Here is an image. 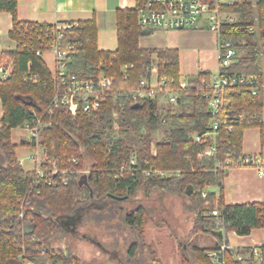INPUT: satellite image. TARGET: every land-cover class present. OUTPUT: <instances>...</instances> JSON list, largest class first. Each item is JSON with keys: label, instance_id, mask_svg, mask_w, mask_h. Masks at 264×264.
<instances>
[{"label": "trees", "instance_id": "1", "mask_svg": "<svg viewBox=\"0 0 264 264\" xmlns=\"http://www.w3.org/2000/svg\"><path fill=\"white\" fill-rule=\"evenodd\" d=\"M137 1L134 7L115 11L114 50L98 48L94 17L68 22L76 25L60 31V45H70L73 50L67 65L70 73L94 77L100 64H104L107 73L115 76L98 110L71 115L61 106L48 112L50 73L45 61L36 55L37 51L46 52L55 40L50 32L53 24L19 20L17 0H0V12L11 15L8 37L15 44L13 48L0 49V67L6 70L0 73V264H78L72 252L52 245L53 238L66 228L62 220L77 215L78 208L86 202L99 204L107 199L120 205L142 189L174 191L188 198L196 230L217 239L202 248L193 244L191 257L182 249V264H214L207 254L225 242L226 232L243 236L264 228V204H226L222 189L229 169L249 166L238 163L244 154V130L258 128L261 146L264 144V0L253 4L237 0L221 7L225 12L238 13L240 19L221 25V37L232 42L236 56L220 72L237 74L246 83L223 89L222 105L215 115L218 127L214 140L218 150L215 156L201 157L198 153L212 142L196 144L191 135L210 128L211 114L201 94L210 90L212 73L199 69L183 77L177 48L140 47ZM153 62L157 78L164 81L162 90L175 92L176 107L157 105L150 99L141 100L138 108L132 107L134 101L128 93L150 77ZM248 80L254 81L256 96L252 95ZM181 81H185L184 88L180 87ZM37 121L43 123L40 143L46 158L41 176L23 168L16 157L17 144L11 140L12 129L25 124L34 126ZM159 131L161 137L154 141L153 136ZM28 144L31 142L27 139L19 143ZM225 160H229V165L221 171L218 164ZM51 162L65 173H48ZM154 170L172 175L157 177ZM63 177L66 184L61 183ZM214 185L219 186L218 193L208 190ZM21 207L23 217L18 216ZM213 210L218 215H212ZM145 218L142 206L125 214L124 222L134 230L126 254L133 259L138 250L147 247L148 264H162L155 251L145 246ZM224 254L225 264H238V256L245 254L249 263L254 262L248 248H229ZM41 259L43 262L39 263ZM260 259L258 264H264L263 246Z\"/></svg>", "mask_w": 264, "mask_h": 264}, {"label": "built area", "instance_id": "2", "mask_svg": "<svg viewBox=\"0 0 264 264\" xmlns=\"http://www.w3.org/2000/svg\"><path fill=\"white\" fill-rule=\"evenodd\" d=\"M237 0H138L137 1V19L141 31L151 32L158 30H187L201 29L204 25L214 32L217 39V59L218 69L212 74L210 82V90L202 92V96L207 100L208 112L211 114L209 121L210 128L201 133H193L191 140L196 144H201L206 141H211L206 145L198 156H215L218 150V145L215 143L217 133L218 119L215 115L219 114V109L222 105L221 93L225 87L243 85L246 80L237 74L221 73L220 68L229 66L236 56V50L230 40L221 37L220 28L224 23H233L234 17L221 10L223 5H232ZM73 23H54L53 29L50 32L56 36L49 49L46 52L52 54V67H48L50 73V102L48 104V112L51 113L54 108L61 106L65 108L71 115H75L77 111L90 112L98 110L105 99V90L113 86L114 73H107L108 68L104 64H100L99 73L94 77H83L80 74L70 73L67 65L70 61L73 50L70 45L62 47L60 39L62 37L60 31L65 28H71ZM252 28H250L251 30ZM44 52L37 51L36 55L43 59ZM46 63V62H45ZM127 68L128 66H124ZM6 70L0 67V73H5ZM35 81L37 77H32ZM163 80L157 78L156 66L151 68L149 78L143 79L138 88L132 89L128 95L134 101L139 103L141 100L150 99L155 104L160 105H175L177 98L175 92L170 89L162 90ZM254 81L248 80V85H251L250 90L252 95L256 96L258 90L252 86ZM180 87H185V81H181ZM164 99L165 102L161 101ZM175 103V104H174ZM114 117H117L114 114ZM43 126L41 121H37L34 126L25 124L22 128L30 134L31 154L29 160L33 162V170L37 176L44 173L43 162L46 160L44 149L40 143V128ZM116 127V123L114 124ZM74 164L77 163L72 159ZM18 162L22 165L21 161ZM50 162V161H49ZM238 163L241 165H249L248 167L258 168L259 174H264L262 158L260 155L243 154L239 157ZM133 164V162H132ZM221 171H225L226 165H229V160L220 162ZM58 171L61 175L65 170L58 169L54 162L50 163L48 173L55 174ZM46 172V173H47ZM146 173V172H145ZM154 175L157 177H167L172 175L169 171L154 170ZM61 183L66 184L65 177ZM205 196V193H202ZM212 215H218L217 210L210 212ZM19 217H23L22 207L18 213ZM230 247L225 242L220 243L219 248L208 252L214 264H225V251ZM253 258L259 261L260 247L251 248ZM238 261L242 260V256H238ZM26 264H37L36 262L28 261Z\"/></svg>", "mask_w": 264, "mask_h": 264}, {"label": "rangeland", "instance_id": "3", "mask_svg": "<svg viewBox=\"0 0 264 264\" xmlns=\"http://www.w3.org/2000/svg\"><path fill=\"white\" fill-rule=\"evenodd\" d=\"M247 1L252 4L255 2V0ZM229 15L234 17V21L240 19L238 13ZM198 30L206 31L209 29L204 25ZM8 39L9 46L12 48L14 42L10 38ZM97 44L108 49H115L117 46L115 33L107 29L106 24L99 27ZM187 50L189 53L181 61L179 60L180 72L183 77L205 68L201 67L202 65L199 67L197 63L198 56L206 52L209 56L206 69L214 74L218 68L217 50L215 48L207 51L203 47L192 46L188 47ZM42 57L47 66L52 67V54L49 51L44 52ZM154 66H156L155 62H153L152 68ZM262 92L264 95V86ZM161 101L165 102L163 98ZM176 104L172 106L176 107ZM254 130L253 133L258 135L259 129ZM247 132L252 131L247 130ZM22 135L30 140V134L27 130L22 127L12 129V142L17 143ZM160 137L161 131L156 132L153 139L158 141ZM154 147V142H151V149ZM262 151L264 155V144ZM31 152L29 144L17 145L16 147V157L21 161L24 169H32L33 167V162L28 159ZM208 190L218 193L219 186H211ZM111 203V201L104 199L99 204L97 202L87 204L86 202L80 206L77 215L69 220H62L63 226L66 228L62 227V231L60 230L53 238L52 245L72 252L78 259V264H148L147 247L138 250L133 259H130L126 254V249L134 238V230L124 222V216L136 206H142L146 216L144 225L145 246H149L155 251L157 259L162 264H182L180 260L182 249H186V254L191 257L193 254L190 247L193 244L202 248L217 241L212 234L196 230L194 226L195 214L190 208L189 199L177 192L142 189L138 190L130 199L122 200L120 205L115 203L111 205ZM38 262L42 263L43 259L38 260ZM242 264L258 263L243 262Z\"/></svg>", "mask_w": 264, "mask_h": 264}, {"label": "crops", "instance_id": "4", "mask_svg": "<svg viewBox=\"0 0 264 264\" xmlns=\"http://www.w3.org/2000/svg\"><path fill=\"white\" fill-rule=\"evenodd\" d=\"M134 6L135 0H17V18L22 21L65 24L94 17L98 26L97 41L99 27L102 24H106L107 29L115 33L116 40L115 11L117 9L131 8ZM10 28V13L0 12V43H2L0 48L2 49L11 48L8 42V31ZM143 32L144 31H141L139 37L140 47L149 49L177 48L179 50L180 61L189 53L187 50L188 47L199 46L205 48L207 51L214 48L217 50L216 35L209 30L201 31L187 29L158 30L151 33ZM98 48L101 50H114L100 46H98ZM207 53L208 52L198 56L199 60L197 65L199 67L200 65H202L201 67H205L202 68L204 70H208L206 69L209 57ZM261 115L264 122V95ZM254 129L258 128H247L244 130L242 152L248 155L258 154L261 156L262 146L260 141V130L257 135V133H253L255 132ZM247 130H251L252 132H247ZM21 139L26 138L22 135L19 137L17 143H13L19 145ZM263 160L262 157V161ZM262 165L264 168V161ZM222 189L223 199L226 204H241L248 202H259L264 204V174H259L258 168L256 167H236L229 169L222 181ZM227 234H225V243L228 244L230 248L240 247L251 250V248L256 246L264 247V228L254 229L250 234L243 236H239L232 231H228ZM253 259V263H258L257 259ZM243 262L248 263L246 254L242 256V260H240L238 264H242Z\"/></svg>", "mask_w": 264, "mask_h": 264}, {"label": "water", "instance_id": "5", "mask_svg": "<svg viewBox=\"0 0 264 264\" xmlns=\"http://www.w3.org/2000/svg\"><path fill=\"white\" fill-rule=\"evenodd\" d=\"M147 33H150V30H148V31H146ZM132 107L133 108H138V107H140V104L139 103H134L133 105H132ZM116 199H122L121 197H115Z\"/></svg>", "mask_w": 264, "mask_h": 264}]
</instances>
